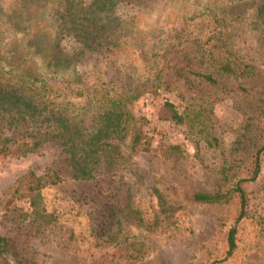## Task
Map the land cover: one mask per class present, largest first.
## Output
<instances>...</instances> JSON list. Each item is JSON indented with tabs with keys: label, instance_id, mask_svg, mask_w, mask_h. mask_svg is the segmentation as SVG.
<instances>
[{
	"label": "trees",
	"instance_id": "obj_1",
	"mask_svg": "<svg viewBox=\"0 0 264 264\" xmlns=\"http://www.w3.org/2000/svg\"><path fill=\"white\" fill-rule=\"evenodd\" d=\"M116 1L7 0L5 5L0 4V155L9 153L12 146L21 154H28L44 143H52L64 158L68 178L84 181L101 170L110 172L122 167L128 160L124 148L130 152L149 150L150 140L142 130L146 118L134 112L133 103L143 94L155 96L158 90L166 88L163 67L157 63L164 56V49L139 51V55L131 51L134 59L131 62H140L143 69L136 74L134 69L138 65H134L122 85L110 80L89 81L76 65L78 57L113 48L124 50L121 45H127L124 38L128 34L124 31L126 22L113 13ZM168 3L181 21L199 17L213 21L205 35L184 45L180 59L172 66L171 74L182 81L183 90L194 94L216 88L220 94L236 91L248 96L253 85L249 81L264 75V69L256 64V59L240 53L234 33L226 26L229 12L225 8L250 7L249 21L244 19L239 25L256 32V49L264 57V0H168ZM66 37L76 42L70 51L61 46V39ZM144 54L148 59L139 61ZM255 99L258 134L240 133L233 141L234 149H240L246 156L233 157L228 162L231 158L228 154L224 164L216 169L211 190L184 194L191 203L226 207V215L220 222L225 226L224 258L236 250L238 225L248 216L245 186L258 180L264 162V93ZM160 111L161 119L184 124L197 133L204 131L205 115L200 110L189 105L180 110L164 99ZM205 140L207 145L219 147L214 136ZM181 152L177 144L163 149L167 157ZM62 180L56 169H48L41 175L33 172L22 175L2 206L1 218L14 224L35 223L37 231L53 225L57 217L45 209L41 190ZM153 195L157 208L144 219L132 197L125 193L116 209L115 228L100 236L101 241L118 247L122 258L141 259L149 250L147 237L125 234L124 225L138 227L146 234L178 233L177 212L184 205L157 189H153ZM19 203L24 205L18 206ZM0 261L37 264L21 256L13 239L1 234Z\"/></svg>",
	"mask_w": 264,
	"mask_h": 264
},
{
	"label": "rangeland",
	"instance_id": "obj_2",
	"mask_svg": "<svg viewBox=\"0 0 264 264\" xmlns=\"http://www.w3.org/2000/svg\"><path fill=\"white\" fill-rule=\"evenodd\" d=\"M6 3L7 0H0L1 5ZM168 4V0H117L113 13L126 22L124 31L128 34L124 38L127 45H121L124 50H102L76 60L77 69L89 81L110 80L122 85L134 65H138L134 69L136 74L143 69L140 62H131V51L139 55V51L164 49V56L157 63L163 67L166 88L158 90L155 96L143 94L133 103L134 112L146 118L142 130L150 140L148 151L130 152L124 148L128 160L122 167L110 172L101 170L84 181L68 178L64 158L52 143H44L28 154H21L12 146L9 153L0 155V234L13 239L25 259L37 264H264V162L258 180L245 186L248 216L238 225L237 248L228 258H224L225 226L220 224L226 207L191 203L184 196L192 190H211L216 169L224 164L228 154L231 155L228 162L233 157L246 156L240 149H234L233 141L240 133L258 134L255 97L264 93V75L249 81L253 85L248 96L236 91L220 94L216 88L188 94L182 81L172 76V66L180 59L184 45L205 35L213 21L202 17L181 21ZM231 8H225L229 12L226 26L234 33L240 53L256 59V64L264 69V57L256 49L258 35L239 25L244 19L249 21L250 7ZM75 45L71 38L61 39L65 50L70 51ZM147 57L144 54L139 61L144 62ZM164 99L180 110L189 105L202 111L203 133L159 118ZM213 136L219 147L207 145L205 139ZM170 144L179 145L181 154L165 156L163 149ZM48 169H56L63 178L41 190L45 209L57 217L55 223L37 231L35 223L3 220L2 206L17 180L29 172L41 175ZM153 189L184 205L177 212L178 233L146 234L138 227L124 225L125 234L147 237L149 250L141 259L122 258L118 247L101 241L100 236L115 228L116 209L125 193L132 197L142 217L148 219L157 208Z\"/></svg>",
	"mask_w": 264,
	"mask_h": 264
}]
</instances>
